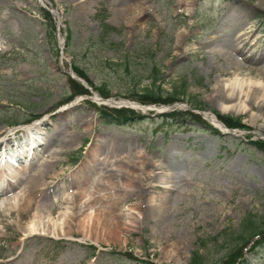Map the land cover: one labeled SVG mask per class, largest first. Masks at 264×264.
Here are the masks:
<instances>
[{
    "label": "rangeland",
    "instance_id": "rangeland-1",
    "mask_svg": "<svg viewBox=\"0 0 264 264\" xmlns=\"http://www.w3.org/2000/svg\"><path fill=\"white\" fill-rule=\"evenodd\" d=\"M42 1L55 29L39 0H0V141L9 139L0 167L16 151L24 162L23 149L37 145L26 161L43 168L46 180L24 211L0 206V264H189L198 248L203 264H219L243 217L264 214V153L249 143L264 137V104L251 103L259 115L253 121L225 112L249 126L238 135L218 134L188 115L105 124L84 95L61 101L72 93L67 59L110 96L137 100L152 90L166 97L184 87L181 100L225 114L210 95L223 80L252 68V80L264 81V63L255 62L264 58V0ZM241 34L249 44L238 53ZM60 37L68 51L58 47ZM226 61L233 67L222 72ZM127 169L131 191H124ZM160 175L180 185L170 210L155 183ZM80 176L91 196L77 204L71 197L73 224L95 212L111 229L100 237L76 227L71 235L42 231L50 210L40 204L58 195L57 218L68 210L62 192ZM31 220L39 226L33 233ZM244 257L240 264H264V242Z\"/></svg>",
    "mask_w": 264,
    "mask_h": 264
},
{
    "label": "bare ground",
    "instance_id": "bare-ground-1",
    "mask_svg": "<svg viewBox=\"0 0 264 264\" xmlns=\"http://www.w3.org/2000/svg\"><path fill=\"white\" fill-rule=\"evenodd\" d=\"M186 4L187 3H184V5H186ZM250 5L252 8L258 7L257 4L254 2L250 3ZM242 35L243 34L238 35V37H236V40H238L239 43L240 42L242 43L241 48H243L244 44L245 45L249 44V42L247 41L246 38H244V37L242 39L240 38ZM241 48H236L238 53L243 52V50H241ZM225 53H228V52L222 51V54H225ZM261 61L262 60H260V59L255 60V62H257V63H260ZM233 64L234 63H230V62L226 61L225 62V68H223V70H221V69L220 70L223 72L224 69H226V68L232 69ZM247 71L248 72L244 71L245 73H243L241 75H239L241 73V71L240 72L236 71L234 73V75H231L232 77L226 78L225 80H223L221 82L220 86L215 87L214 91L212 93H210V95H211V98L214 100L215 106L217 107V109H219V111L221 113H225V112H232L234 114L244 113V114H247L249 116V119L251 121H253V120H256L259 115L252 112V110H251L252 104H254L256 102L258 107H262L264 104V81L252 80L251 72L253 71V69L251 68V69H248ZM262 71H264V70L258 69V72H262ZM249 74H250V76H249ZM95 100H97L98 102L101 101L100 98H95ZM226 101H228V102H226ZM129 103L137 109L139 108L142 110H146V108L139 103H135V102H129ZM211 113L212 112H207V117H209V119L213 123H215L217 125V127L222 129L223 131H225L226 127H224V125L221 123V121L218 119V117L215 114H213V113L211 114ZM8 142H9V139L4 140V141H0V146H2L4 143L6 144ZM27 147H28L27 148L28 151L32 148L31 145L27 146ZM33 148H34V145H33ZM46 151H48V150H46ZM53 152H54V150L51 151V153H53ZM19 154L20 153H17L16 155H19ZM16 160H17V158H16ZM17 162L18 161L15 162L16 166H8L9 162L4 163V174L8 179H10V180L12 179L15 181L14 177L17 178L18 176H21V175L29 173V172L30 173L32 172L31 173L32 176L27 178L28 180H22L21 183L19 182V184L17 186L11 187L10 188L11 194L9 196H7L2 201L1 205H3V207H5V208H7V207L17 208L19 210V212L20 211L22 212V211H24V209L29 208L31 206V204L35 201V197L38 194V188L40 187L41 184L43 185V183L46 180L44 178V169H38L37 164L25 163V165H23V164H19ZM6 163H8V164H6ZM35 170H36V172H34ZM129 172H130L129 169H127L126 170L127 175H126L125 180H124V182H125L124 183L125 184V186H124L125 190L124 191H126V190L131 191L132 186H133L132 185V182H133L132 178L133 177L131 176V174H129ZM165 175H168V174H165ZM165 175H160V178L156 183L160 184L161 186H164L166 192L168 190L172 191L170 193H167V196L164 199L165 201L163 202V204H165V209L166 208L169 209L172 206L171 203L173 202V199L178 196L176 194V192L179 191L178 190L179 187H178V185H176L173 182V180L171 178L166 177ZM74 178H75V181L72 184L73 186L71 188H67L64 192H62V195H61V197L64 198L63 199L64 202H67L66 203L67 205H65L64 208L68 209V210L61 211V213L58 215L57 218H54L51 215L53 213V212H51V210H53L55 203L60 200V197L58 195H54V196L51 195L50 201H49L50 203L44 202L45 205L40 204L42 207L45 206V211L50 210L48 212L49 215L47 216L46 221L44 222V224H42V227H40V228L44 232L46 231V232H53L55 234H66V235L70 234L71 235V232H72L71 230L74 227H76V229H79L81 232H83V234L86 237L90 236L89 233L92 230L95 232L96 237H100L104 234V232L106 230L111 229V224H108L106 222H103L101 224V221L98 219V213H95V212H94V214L86 213L85 215L82 216V217L85 216L86 220L81 218L79 220L81 222H78L76 225L73 224L72 212L70 209L72 207L70 205H68V203H70L72 201L71 197L74 196L75 199H77V201L75 200L76 201L75 204H77V203L81 202L82 199L86 197V195H88V197L91 196L90 193L86 192L87 188L85 186H83V184H82L83 177L81 178V176H80L78 178L77 177H74ZM84 179L89 180L88 176H85ZM5 193H8V192L6 190H3V189L0 190V194H5ZM79 197H80V200H79ZM43 199L45 200V197H43ZM94 199H95V197H94ZM150 201L153 202V196L150 197ZM96 202H98V201H96ZM93 203H94V200H93V202H91V201L88 202V204L84 205L83 207L93 206ZM113 204L109 203V205H113ZM75 206H77V205H75ZM101 206H103V205H101ZM114 213H116V212H114ZM38 227L39 226L35 222V220H31V222L29 223V228H27V229H29L33 233L35 231V229H37ZM93 238H95V237H93Z\"/></svg>",
    "mask_w": 264,
    "mask_h": 264
},
{
    "label": "trees",
    "instance_id": "trees-1",
    "mask_svg": "<svg viewBox=\"0 0 264 264\" xmlns=\"http://www.w3.org/2000/svg\"><path fill=\"white\" fill-rule=\"evenodd\" d=\"M43 15H45L48 20H51V15H49L47 10H43ZM52 24V23H51ZM51 41V39H50ZM73 68L75 71L80 75L86 78V74L84 72V69L79 68L75 64H73ZM91 82V81H90ZM71 87L73 88L74 92L83 93L84 91H87L78 81L74 79H70ZM184 86V85H183ZM102 93V95H107L108 91L99 89ZM185 91V88H181L179 91L174 90L173 92H170L168 96L161 97L160 95H156L153 93L152 90H148V93H138L136 97L140 98L142 101H153V102H159V101H170L172 99H180L181 96ZM197 107L198 104H194ZM99 111L103 113L104 121L108 122H115V123H122L127 122V120H131L134 118L135 112L132 109L129 108H111V109H104L99 108ZM185 113H188L189 116L192 118H196L201 120V117H199L198 114L194 113L193 111H185ZM181 114V111L179 110H173L169 113H164L163 115L166 118L171 119V117H175L177 115ZM217 116L230 127H243L247 128V126L241 121L242 117L239 115L233 116L230 114L221 115L217 113ZM250 142L257 147L258 149H261L264 152V139L258 138L256 140L251 139ZM256 236H259V238L254 239ZM231 247H229L228 251L225 253L223 259L221 260V264H237L240 259H242V249L249 244L252 239L253 244H258L260 242H263L264 240V214L261 216H257L254 213L249 214L247 217H245L241 221V226L238 228L237 232L232 235L231 237ZM190 264H203L204 259L202 257V254L199 252H194L191 257Z\"/></svg>",
    "mask_w": 264,
    "mask_h": 264
},
{
    "label": "water",
    "instance_id": "water-1",
    "mask_svg": "<svg viewBox=\"0 0 264 264\" xmlns=\"http://www.w3.org/2000/svg\"><path fill=\"white\" fill-rule=\"evenodd\" d=\"M175 105H179V103L177 104V103H175ZM202 113V112H201ZM203 114V113H202Z\"/></svg>",
    "mask_w": 264,
    "mask_h": 264
}]
</instances>
